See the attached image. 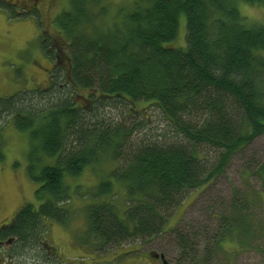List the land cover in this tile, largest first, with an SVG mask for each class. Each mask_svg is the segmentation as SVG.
Listing matches in <instances>:
<instances>
[{
	"label": "trees",
	"instance_id": "obj_1",
	"mask_svg": "<svg viewBox=\"0 0 264 264\" xmlns=\"http://www.w3.org/2000/svg\"><path fill=\"white\" fill-rule=\"evenodd\" d=\"M68 1L70 11L56 20L64 46L41 36L53 60L49 85L0 98V118L29 133L28 174L41 201L1 223L0 240H14L23 257L39 253L48 228L71 219L69 179L87 169L104 175L110 161L84 208L86 242L98 253L167 234L174 211L202 190L197 206L206 225L170 232L175 264H217L227 241L264 256L255 213L264 209V165L251 174L260 188L235 191L228 205L211 191L233 158L264 136V24L250 26L240 11L241 4L264 8V0H133L110 24L102 23L105 0ZM139 106L154 107L165 133L142 136ZM3 149L0 130V165ZM118 186L125 206L116 203Z\"/></svg>",
	"mask_w": 264,
	"mask_h": 264
},
{
	"label": "rangeland",
	"instance_id": "obj_2",
	"mask_svg": "<svg viewBox=\"0 0 264 264\" xmlns=\"http://www.w3.org/2000/svg\"><path fill=\"white\" fill-rule=\"evenodd\" d=\"M25 2L35 6L27 9L29 14L24 13V16L15 18L13 13L18 15L24 11L9 8L8 5L22 7ZM104 2L108 8V15L103 21L101 20L103 24H110L119 10L130 9L133 5V0H105ZM0 4V98L23 91L46 88L49 85L53 60L42 50L41 36L52 35L57 40V48L64 46L65 42L58 37L60 29L56 20L63 13L70 11L69 1L0 0ZM240 11L250 26L264 24L263 7L241 4ZM180 39L181 41L184 39V31L181 32ZM137 112L136 114H143L147 119L142 136L160 137L165 133L166 120L160 117L154 107L139 106ZM112 115L120 116V113H112ZM0 130L5 156L4 163L0 165V224L5 222L3 224L5 225L26 205L38 208L41 201L36 198L38 184L31 180L28 174L31 153L29 133L18 131L7 116L0 118ZM40 158H42L41 162L43 160L45 163H50L51 159L44 155L40 154ZM41 162L37 164V170L44 165L43 163L40 165ZM51 163H53L52 160ZM261 165H264V136L256 139L244 152L236 155L226 173L212 187V197L218 201V205H228L235 191L258 190L260 181L251 174L255 173ZM113 166L110 161L103 163L104 175L109 172V168L112 170ZM99 175L100 172L96 169H87L81 177L69 179L72 200L66 204V207L70 208L71 219L66 226L55 224L48 228L44 235L46 239L44 249L41 247L39 253L23 257V252L13 241L10 247L2 249L3 257H0V264H162L161 259L153 262L145 258L149 253L163 255L168 264H175L179 251L170 232L179 227L191 226L195 234L199 227L206 225L202 224L203 220L200 216L199 207L202 206L200 203L197 206V199L202 192L200 190L194 192L181 207L174 211L166 228L170 231L167 234L151 242L138 241L125 244L118 249L113 248L107 253H98L94 246L92 248L86 242L87 225L84 208L91 200L86 193H91L100 178L104 176ZM118 187L119 190L115 188L118 193L115 197L116 203L125 206L121 186ZM112 199L108 197L103 200ZM255 213L257 218H260L259 221L264 223V209L259 208L255 210ZM191 231L193 233L192 229ZM261 243L264 249V240ZM12 249L14 253L9 257L8 253L13 252ZM34 261L36 263H33ZM213 261L217 264H264V256L257 250L239 251L234 243L227 241L223 244V250L218 252Z\"/></svg>",
	"mask_w": 264,
	"mask_h": 264
},
{
	"label": "flooded vegetation",
	"instance_id": "obj_3",
	"mask_svg": "<svg viewBox=\"0 0 264 264\" xmlns=\"http://www.w3.org/2000/svg\"><path fill=\"white\" fill-rule=\"evenodd\" d=\"M26 3L27 2H25L24 5L22 6L23 8L25 7L26 9H28V8H31L34 6V5L31 6L30 4H28V3L26 4ZM21 14H24V13L22 12ZM13 241L12 240H9V241L8 240L7 241L0 240V257H3L2 253H1V251H3L2 249H4L5 247H8V246L10 247L11 244L13 243ZM0 261H1V259H0Z\"/></svg>",
	"mask_w": 264,
	"mask_h": 264
},
{
	"label": "water",
	"instance_id": "obj_4",
	"mask_svg": "<svg viewBox=\"0 0 264 264\" xmlns=\"http://www.w3.org/2000/svg\"><path fill=\"white\" fill-rule=\"evenodd\" d=\"M148 256V255H147ZM149 258L153 261V262H156L155 260L156 259H160L162 260V264H168V262L165 260V257L163 255H157L155 253H152L149 255Z\"/></svg>",
	"mask_w": 264,
	"mask_h": 264
},
{
	"label": "bare ground",
	"instance_id": "obj_5",
	"mask_svg": "<svg viewBox=\"0 0 264 264\" xmlns=\"http://www.w3.org/2000/svg\"><path fill=\"white\" fill-rule=\"evenodd\" d=\"M187 32V31H186ZM182 49V48H181ZM205 118V117H204ZM129 122V121H128ZM208 167V166H207Z\"/></svg>",
	"mask_w": 264,
	"mask_h": 264
}]
</instances>
